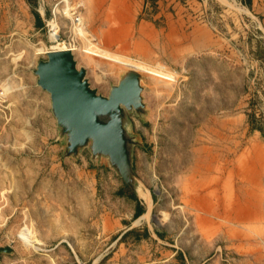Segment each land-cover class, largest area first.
Wrapping results in <instances>:
<instances>
[{
  "label": "rangeland",
  "instance_id": "1",
  "mask_svg": "<svg viewBox=\"0 0 264 264\" xmlns=\"http://www.w3.org/2000/svg\"><path fill=\"white\" fill-rule=\"evenodd\" d=\"M132 2L0 0V264H264V0ZM52 31L104 96L130 71L105 56L145 68L141 217L108 156L69 154L36 73Z\"/></svg>",
  "mask_w": 264,
  "mask_h": 264
},
{
  "label": "water",
  "instance_id": "2",
  "mask_svg": "<svg viewBox=\"0 0 264 264\" xmlns=\"http://www.w3.org/2000/svg\"><path fill=\"white\" fill-rule=\"evenodd\" d=\"M36 73L38 84L51 94L53 112L67 136L69 154L91 145L94 155H105L125 182L136 187L132 168L135 144L125 126L126 110H140L141 76L130 70L109 96L99 94L86 77V69L78 68L71 50L48 51Z\"/></svg>",
  "mask_w": 264,
  "mask_h": 264
},
{
  "label": "bare ground",
  "instance_id": "3",
  "mask_svg": "<svg viewBox=\"0 0 264 264\" xmlns=\"http://www.w3.org/2000/svg\"><path fill=\"white\" fill-rule=\"evenodd\" d=\"M65 11H66V13H68V10H65ZM75 21H79V19L76 18ZM52 27H53V30H55L56 26L52 25ZM50 37H51V40L55 42V44L51 48L59 49V50H71V51L73 50V48L71 47L72 43H68L64 40H61L59 38V34L56 31H52V33L50 34ZM105 57H107L108 59L112 60L115 63H119L123 66L128 67L132 71H135V72H140L139 70L145 71L144 67H142L140 65L133 64L132 62L127 61L126 59L124 60V59H121L118 57H109V56H105ZM136 190H137V192L141 198H142V195L144 193V196L147 199V202H149V205L151 206L150 203H151V201L153 202V198H152V195H151V192L149 191V189L143 188V186L141 184H137ZM237 213L240 215L239 211H237L236 214ZM250 215H252L251 211H246V212H242L241 216L234 215V217L236 218V221H242L243 219H245L246 217H249ZM143 218H147V216L143 217Z\"/></svg>",
  "mask_w": 264,
  "mask_h": 264
},
{
  "label": "crops",
  "instance_id": "4",
  "mask_svg": "<svg viewBox=\"0 0 264 264\" xmlns=\"http://www.w3.org/2000/svg\"><path fill=\"white\" fill-rule=\"evenodd\" d=\"M136 2V3H135ZM132 4H136V5H138L137 7H136V9H131V10H137L136 12H137V14L136 15H138V10H141V8H143V5H144V2H143V0H133V2H132ZM40 13V15H41V17H42V14H41V12H39ZM136 15H135V17L133 16V12H132V17L131 16H129V18L131 19V20H133L134 18H136ZM147 23V22H146ZM123 24H125V23H123ZM170 26V25H169ZM151 30H153V27L151 28ZM176 30H185V29H176ZM155 31H157V29L155 30ZM175 31V30H174ZM156 34V33H155ZM174 35H176V34H174V33H170L169 35H168V37L170 38V40H173L174 39ZM184 36H186L187 37V35H185V34H183ZM184 38V37H183ZM188 38V37H187ZM194 42V41H193ZM197 42V41H196ZM211 43V42H210ZM178 44H172V46H177ZM198 45H200V44H198ZM193 46V45H192ZM206 46H208V43H206ZM194 47H196V46H193V48ZM198 48V47H197ZM133 147H132V157H133V155H134V152H133ZM135 155H137V156H139L140 155V152H136V154ZM138 184V183H137ZM119 193H120V196L121 197H123L124 199H128L129 197H132L131 195L132 194H135L136 196H137V198H134V199H136L137 201V204L135 205V208L133 209V213H132V215L135 217V218H138V217H141V216H143L144 214H145V212L147 211V205H146V203L145 202H143L144 200L139 196V194H138V192H137V190H136V187H131L130 189H128L127 188V186H125L124 184H122L121 186H120V189H119ZM152 195V194H151ZM133 198V197H132ZM143 200H141V199ZM153 198V197H152Z\"/></svg>",
  "mask_w": 264,
  "mask_h": 264
},
{
  "label": "trees",
  "instance_id": "5",
  "mask_svg": "<svg viewBox=\"0 0 264 264\" xmlns=\"http://www.w3.org/2000/svg\"><path fill=\"white\" fill-rule=\"evenodd\" d=\"M241 2H243L244 4H246V5H250L251 4V2H252V0H240ZM35 16H36V18H37V20H38V23H39V20H41V15L36 11L35 12ZM133 198H137V196L135 195V194H132L131 195Z\"/></svg>",
  "mask_w": 264,
  "mask_h": 264
},
{
  "label": "built area",
  "instance_id": "6",
  "mask_svg": "<svg viewBox=\"0 0 264 264\" xmlns=\"http://www.w3.org/2000/svg\"><path fill=\"white\" fill-rule=\"evenodd\" d=\"M76 18H78V17H76Z\"/></svg>",
  "mask_w": 264,
  "mask_h": 264
}]
</instances>
